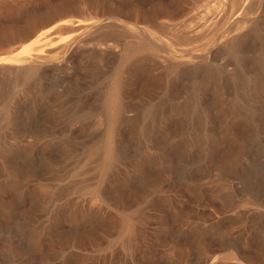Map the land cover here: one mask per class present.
<instances>
[{"label":"bare ground","instance_id":"6f19581e","mask_svg":"<svg viewBox=\"0 0 264 264\" xmlns=\"http://www.w3.org/2000/svg\"><path fill=\"white\" fill-rule=\"evenodd\" d=\"M96 1L73 13L45 11L40 28L33 19L22 25L19 46L0 55V210L12 208L4 191L27 203L29 258L43 259L50 240L53 249L69 250L62 264L85 261L71 253L89 246L106 253L96 264H141L166 245L168 210L178 220L192 216L176 200L185 192L202 196V172L188 173L191 150L208 154L209 194L222 206L255 200L248 189L238 198L230 179L251 166L248 138L264 133V0H118L127 8ZM82 58L99 91L74 101L79 125L53 126L62 111L58 93L46 96L40 128H21L45 95L40 74ZM220 127L222 135H214ZM37 159L40 170L28 168ZM41 217L44 226L36 224ZM220 218L212 215L215 224ZM222 235L213 226L192 243L170 241L166 255L171 264H188L192 251L206 257Z\"/></svg>","mask_w":264,"mask_h":264},{"label":"rangeland","instance_id":"374dc122","mask_svg":"<svg viewBox=\"0 0 264 264\" xmlns=\"http://www.w3.org/2000/svg\"><path fill=\"white\" fill-rule=\"evenodd\" d=\"M98 1H102L101 3L104 6L107 3V0H97V7L102 6ZM85 2H87V4ZM74 3H76V5ZM114 3H116L115 5L117 7L120 6V8L128 7L126 4L120 3V1L118 2V0H114ZM93 4L95 5L93 0H0V55H5L7 51L13 50L19 46L20 42L16 34L22 25V27H24L27 23H32L33 25L36 23L35 26L40 28L42 25L39 24L41 21L39 19H41L45 11L56 12L57 9L59 10L62 8L64 11L67 10V12L73 13L77 9H80V7L82 9L89 8ZM78 5L80 6L79 8H77ZM162 19L166 20L167 17H162ZM30 20L32 21L31 23ZM51 24L53 23L49 25ZM6 29H10V31H6ZM10 32H13V34L10 35ZM57 58L59 60V57ZM85 60V58H82L81 60L74 61L69 64L68 67H60L58 65L53 70L40 74L39 81L44 89L45 95L39 99L38 107H40L35 110L33 115L23 120L24 122L21 128H40L38 126L39 122L46 116L43 105H45L47 97L55 96L58 93L61 94V101H59V103H62V111L55 120L52 121L53 126H55L56 129L65 131L79 125L80 120L74 116L76 112V104L74 101H78L79 99L85 100L84 98H86V95L94 99L99 91V85L97 80H95V75L84 66L83 62ZM2 73L3 71L0 67V78L3 76ZM75 74L80 75L78 82L72 79ZM85 84H88L89 87L80 92L81 87ZM50 112L51 110H48V118L50 117ZM205 113H207L209 117L214 114V108L211 104H209V106L207 105ZM211 122L210 119L209 124L212 125ZM241 125L242 121L239 122V126ZM242 129L245 128L242 127L240 130ZM213 131H215L214 135L221 134L222 127L213 129ZM216 144L218 145L217 142ZM247 150L251 159V166L242 171L238 177L230 179L233 185V192L238 198L247 189L254 192L256 191V196H254L255 200L250 206L245 208L239 206L225 208L222 206V201L218 197L209 194L212 189L211 187L215 185V182L212 180L214 168L211 160L208 154L201 156L198 150H191L189 154L190 163L188 166V173L191 175L197 170L202 172V196L196 198L194 194L185 192L181 199L176 200L175 207L176 205L182 207L192 214L188 219L178 220L172 216L171 211L167 209L170 228L166 236L168 239L167 243L163 247H159L157 250L153 251L150 258H142L141 264H171L170 259L166 255L168 243L170 241L192 243L197 236L208 231L213 226L214 228L219 227L223 235L220 236L221 238L213 239L210 243L209 254L206 257H199L195 250L192 251L189 256L188 264H209L210 262H214L215 264H264L263 132L258 131L253 137L250 136L248 138ZM16 162L18 166L25 168L26 163L23 158L17 157ZM27 164L29 166L27 167L34 171H39L41 168L38 159L28 162ZM1 172L2 170L0 168V175ZM167 183L168 182L165 184ZM1 195L8 202L10 201L12 203V208L9 211L10 213L8 212L7 214H4L3 211L0 210V264H62L64 254L69 250L63 249L60 251L53 249L50 240L44 242L42 249L43 259L39 260V257L34 254L29 258L22 241L25 222L27 221L26 216L29 215L26 210L27 203H24L25 201L20 203L21 200L16 192L4 191ZM59 205L60 203L58 206ZM132 207H134V205H132ZM153 212L154 216L157 217L158 212L156 209H154ZM196 213L199 215L196 216ZM213 214H217L218 217H221L216 224L212 219ZM98 218L99 217H96L95 219ZM154 222L157 223L156 221ZM36 224L44 226L46 224L44 217L38 219ZM87 225L86 223L84 226L86 227ZM153 225L154 223L152 226ZM60 226L62 225L60 224ZM85 227H82L81 230H86ZM107 236L109 238L115 236L114 228L110 229ZM76 250L77 251L72 252L71 255L77 257L85 254L88 258L86 260L84 259L85 261L76 258L73 264H96L98 258L106 256L104 251L99 252L92 246L82 250ZM230 251L235 253V256L228 258L227 254Z\"/></svg>","mask_w":264,"mask_h":264}]
</instances>
